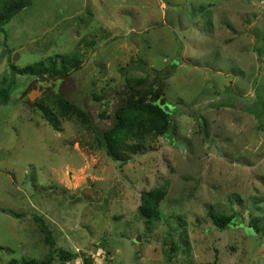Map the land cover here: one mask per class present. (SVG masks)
<instances>
[{
  "label": "rangeland",
  "instance_id": "obj_1",
  "mask_svg": "<svg viewBox=\"0 0 264 264\" xmlns=\"http://www.w3.org/2000/svg\"><path fill=\"white\" fill-rule=\"evenodd\" d=\"M74 53L80 67L65 76H13V67L60 65ZM138 59L177 66L165 81L169 107L198 112L207 126L179 114L171 136L151 138L146 153L120 165L97 135L126 96L125 73L146 77L130 65ZM8 86L0 264H43L51 253L52 264H85L82 254L93 264H264V113L259 121L245 111L264 110V0H31L0 31V90ZM141 207L160 217L150 222ZM234 214L235 227L213 222ZM57 249L76 259L61 262Z\"/></svg>",
  "mask_w": 264,
  "mask_h": 264
},
{
  "label": "trees",
  "instance_id": "obj_2",
  "mask_svg": "<svg viewBox=\"0 0 264 264\" xmlns=\"http://www.w3.org/2000/svg\"><path fill=\"white\" fill-rule=\"evenodd\" d=\"M31 0H9L0 1V31L4 32V26L9 23L20 11L30 6ZM130 65L134 68L145 72L146 77L131 81L123 76L126 96L123 97L121 103L112 111V118H109L102 130L98 132L97 139L99 146L103 148L108 157L115 163L126 165L131 162L134 155L146 153L149 150L148 141L153 137L168 138L174 133L175 120L174 117L179 114L189 113L199 121L202 127H206V120L198 112H185L179 109L169 107L166 100L165 81L175 72L177 66H172L169 69L157 70L150 68L148 63L142 59L132 61ZM80 67V58L78 53L72 56L61 58V63L58 65L55 60H52L47 65L44 62L34 66H26L22 69L13 67L12 73L15 75H30V76H65L70 71ZM13 86V85H12ZM0 90V95L3 98V103H9L11 96L9 88ZM97 98V96H95ZM60 98V97H59ZM236 98V97H235ZM98 99V98H97ZM10 100V101H9ZM228 100V99H227ZM232 100V98H229ZM228 100V101H229ZM21 101V100H20ZM19 102V101H18ZM59 103L68 110L77 113L84 119L89 128L94 129L90 115L82 110L76 104L67 99L60 98ZM44 117L57 128L52 112L46 108L41 102L35 104ZM250 114L256 115L259 121L262 120L263 108L253 104L245 108ZM264 130V126H259ZM1 212L14 216L15 218L23 217L22 214L16 213L13 210L2 209ZM140 214L143 217L155 222L160 213L151 207H141ZM41 232L44 234L46 242L51 248H54L55 240L53 232L42 217H35ZM214 224L220 229H228L239 224L237 215H217L213 217ZM256 225H250L249 229L253 230ZM59 260L63 263L71 262L76 259V255L67 252L63 249H57L54 252ZM84 256L85 264H93L91 257ZM53 254L49 260L43 264H52ZM22 264H35L30 261H22ZM207 264H217L213 261Z\"/></svg>",
  "mask_w": 264,
  "mask_h": 264
}]
</instances>
